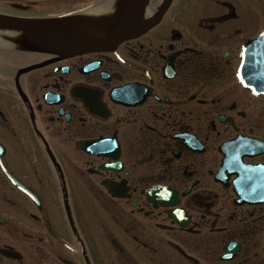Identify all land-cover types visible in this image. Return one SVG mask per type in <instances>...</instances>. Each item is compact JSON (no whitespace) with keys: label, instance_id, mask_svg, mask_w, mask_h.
<instances>
[{"label":"flooded vegetation","instance_id":"obj_1","mask_svg":"<svg viewBox=\"0 0 264 264\" xmlns=\"http://www.w3.org/2000/svg\"><path fill=\"white\" fill-rule=\"evenodd\" d=\"M114 2L0 0V12ZM165 2L104 50L0 48L3 162L34 195L0 167V264H264L261 45L246 63L264 0Z\"/></svg>","mask_w":264,"mask_h":264},{"label":"water","instance_id":"obj_2","mask_svg":"<svg viewBox=\"0 0 264 264\" xmlns=\"http://www.w3.org/2000/svg\"><path fill=\"white\" fill-rule=\"evenodd\" d=\"M171 0H166L167 6ZM149 0H119L112 17L88 18L86 15H74L65 18L24 19L0 13V32L18 31L25 35L22 43L33 50L53 52L62 56H69L81 52L104 49L110 44L121 41L145 31L144 13ZM85 26L89 29H102L105 35L99 39H88L78 29ZM262 47V62L264 63V33L248 45L250 52L246 63L254 60L257 46ZM247 64L244 65V68ZM3 149L0 146V156ZM15 184L24 190L23 185L13 179Z\"/></svg>","mask_w":264,"mask_h":264},{"label":"bare ground","instance_id":"obj_3","mask_svg":"<svg viewBox=\"0 0 264 264\" xmlns=\"http://www.w3.org/2000/svg\"><path fill=\"white\" fill-rule=\"evenodd\" d=\"M118 2V1H117ZM117 2H114L108 6H105L103 7V9H100L98 11H95L96 14H100V15H103L105 18H109V17H112L114 15L115 12L114 9H115V6H117ZM149 5L147 6L146 8V11L144 13V23L145 22H148L149 20L152 19V12L149 10ZM79 33L81 34H84L85 37H87L88 39L92 40V39H99V38H102L104 35H105V32L100 29H89L85 26H81L79 29H78ZM8 33V32H6ZM11 33V32H9ZM8 33V34H9ZM11 35L14 37L16 35H14V33H11ZM13 37L11 39H13ZM12 41H6L4 39H0V45H12Z\"/></svg>","mask_w":264,"mask_h":264},{"label":"rangeland","instance_id":"obj_4","mask_svg":"<svg viewBox=\"0 0 264 264\" xmlns=\"http://www.w3.org/2000/svg\"><path fill=\"white\" fill-rule=\"evenodd\" d=\"M10 164H11V166L12 167H25V166H21V165H18V164H16V163H14L11 159H10ZM26 168H29V167H26ZM39 190H40V192L42 193V195L44 196V197H48L49 195H51L50 194V192L48 193V192H46L45 190H44V188H41V187H37ZM86 205H88L89 206V204H86ZM88 206H87V208H88ZM79 209V208H78ZM104 238L105 237H102V239L104 240ZM71 239H72V236H71ZM108 243H106V244H109L110 242L109 241H107ZM119 262V264H120V261H118Z\"/></svg>","mask_w":264,"mask_h":264}]
</instances>
